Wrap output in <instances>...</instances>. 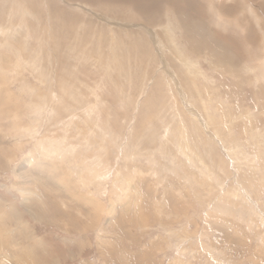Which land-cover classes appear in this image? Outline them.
<instances>
[{"label": "rangeland", "instance_id": "rangeland-1", "mask_svg": "<svg viewBox=\"0 0 264 264\" xmlns=\"http://www.w3.org/2000/svg\"><path fill=\"white\" fill-rule=\"evenodd\" d=\"M0 264H264V0H0Z\"/></svg>", "mask_w": 264, "mask_h": 264}, {"label": "bare ground", "instance_id": "bare-ground-1", "mask_svg": "<svg viewBox=\"0 0 264 264\" xmlns=\"http://www.w3.org/2000/svg\"><path fill=\"white\" fill-rule=\"evenodd\" d=\"M170 37V36H169ZM173 44H174V42H173ZM175 45V44H174ZM176 47V46H175ZM179 49V48H178ZM179 50H181V49H179ZM183 52V51H182ZM183 54V53H182ZM188 62V61H187ZM25 64V63H24ZM192 67V66H191ZM197 67V66H196ZM193 68V67H192ZM186 70H187V68H186ZM191 70V69H190ZM195 70V69H194ZM195 71H198V70H195ZM194 73V72H193ZM199 73V72H198ZM202 73V72H201ZM209 85V84H208ZM209 87V86H208ZM202 98V97H201ZM203 99V98H202ZM206 100V99H205ZM204 104V103H203ZM205 105V104H204ZM234 151V150H233Z\"/></svg>", "mask_w": 264, "mask_h": 264}]
</instances>
